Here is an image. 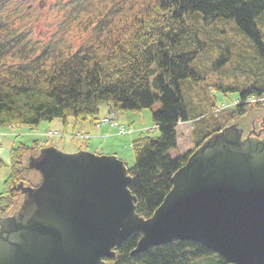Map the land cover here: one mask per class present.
I'll use <instances>...</instances> for the list:
<instances>
[{"label":"trees","instance_id":"1","mask_svg":"<svg viewBox=\"0 0 264 264\" xmlns=\"http://www.w3.org/2000/svg\"><path fill=\"white\" fill-rule=\"evenodd\" d=\"M26 0H0V126L31 125L61 118L99 124L102 104L110 112L150 109L159 135H141L132 145L135 164L128 168L137 212L150 217L172 188V175L208 135L245 115L264 121V33L258 19L264 0H40L45 14L67 39L38 45L32 39V9ZM200 23L233 20L248 42L227 46L233 71L245 76L237 86L205 83L192 63L206 46L189 15ZM74 35L81 40L76 43ZM214 90V95L202 93ZM226 96L238 93L236 105L214 114ZM261 100L251 103L249 100ZM157 102L160 107L154 109ZM191 123L194 148L174 154L179 123ZM43 145L19 144L10 150V174L0 193V215L19 204L17 185L28 182L25 157ZM6 165L0 159V167ZM138 239L129 238L106 264H229L192 241H175L132 254Z\"/></svg>","mask_w":264,"mask_h":264},{"label":"water","instance_id":"2","mask_svg":"<svg viewBox=\"0 0 264 264\" xmlns=\"http://www.w3.org/2000/svg\"><path fill=\"white\" fill-rule=\"evenodd\" d=\"M16 210L0 215V264H106L129 238L132 254L192 241L229 264H264V137L233 121L207 136L171 178L150 217L137 212L125 162L54 146L26 159Z\"/></svg>","mask_w":264,"mask_h":264},{"label":"rangeland","instance_id":"3","mask_svg":"<svg viewBox=\"0 0 264 264\" xmlns=\"http://www.w3.org/2000/svg\"><path fill=\"white\" fill-rule=\"evenodd\" d=\"M26 6H32V14L30 18H22L20 24L23 26L32 24V39L38 45L47 44L55 38L67 39L63 33L55 29L53 21H49L45 14L42 18L38 17L40 0H26ZM186 18L192 25L198 28L201 33V39L206 42V46L199 53V57L192 63V68L202 77L205 78V83H216L222 81L224 84L237 86V81L245 82V76L239 71H233L231 68L230 58L222 62V55L225 53L224 48L227 46L224 35L220 30H226L228 39L233 41L235 45L240 43H249L248 38L237 29L233 20L220 19L213 24L206 25L204 21L200 23L202 18L201 13L197 12L189 15ZM259 28L264 33V13L258 19ZM78 35H74L73 40L80 43ZM207 93L209 96L214 95V90L203 89L202 93ZM238 93H229L224 96L218 93L217 101H224L227 104L232 103L237 99ZM254 103V101H251ZM160 107V102H157L154 109ZM116 122L126 129L132 128L131 133L125 135L119 134L117 127L109 124L101 123L103 118H113V113L107 104L100 106L99 113L95 116L99 124L92 125L91 118L88 121H78L69 118L65 123L61 118H56L53 121H43L37 126L17 125V126H0V158L3 159L6 165L0 167V193L5 191V181L10 174L8 164L9 152L12 147H16L23 143L28 146H33L34 142H38L44 146H54L64 152L73 153L80 150H86L93 153L116 155L123 160L128 168L135 164V155L133 149V141L141 135L149 134L151 136L159 135V129L155 127L150 109L140 111H116ZM250 118L251 115H249ZM241 118H239L240 121ZM261 122V119H257ZM191 123L180 124L178 126V146L173 150L174 154L186 153L194 148L195 143L192 138ZM50 133V136L47 134ZM88 134L91 137L82 136ZM28 179L33 182L40 180V174L36 171H28Z\"/></svg>","mask_w":264,"mask_h":264},{"label":"flooded vegetation","instance_id":"4","mask_svg":"<svg viewBox=\"0 0 264 264\" xmlns=\"http://www.w3.org/2000/svg\"><path fill=\"white\" fill-rule=\"evenodd\" d=\"M243 127L247 133H249V132H255V133L261 132V136H264V123L263 122H257L255 119L248 117V118H245V121L243 123Z\"/></svg>","mask_w":264,"mask_h":264},{"label":"built area","instance_id":"5","mask_svg":"<svg viewBox=\"0 0 264 264\" xmlns=\"http://www.w3.org/2000/svg\"><path fill=\"white\" fill-rule=\"evenodd\" d=\"M104 121H105V122H109V121H111V120L105 119ZM120 132H121V133H125L126 130H125L124 128H121V129H120Z\"/></svg>","mask_w":264,"mask_h":264}]
</instances>
